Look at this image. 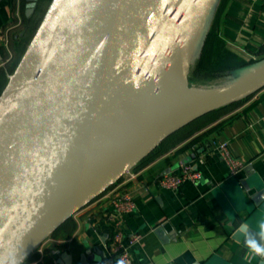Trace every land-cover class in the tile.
Returning <instances> with one entry per match:
<instances>
[{
	"label": "water",
	"instance_id": "water-1",
	"mask_svg": "<svg viewBox=\"0 0 264 264\" xmlns=\"http://www.w3.org/2000/svg\"><path fill=\"white\" fill-rule=\"evenodd\" d=\"M216 2L51 1L0 93V264H18L63 218L168 135L264 86V59L233 70L231 80L214 88L193 85L206 95L158 121L145 144L124 159L118 155L103 172L150 82L190 26L187 84L191 53L198 40L199 49L204 44ZM34 3L30 0L26 15ZM241 184L254 206L249 217L264 214V184ZM244 223L253 235L260 231L261 223ZM35 231L41 233L32 240ZM233 237L244 244L242 233L236 230ZM57 263L116 264L98 248L73 257L62 251Z\"/></svg>",
	"mask_w": 264,
	"mask_h": 264
},
{
	"label": "crops",
	"instance_id": "crops-1",
	"mask_svg": "<svg viewBox=\"0 0 264 264\" xmlns=\"http://www.w3.org/2000/svg\"><path fill=\"white\" fill-rule=\"evenodd\" d=\"M29 3L0 0V79L4 76L7 81L35 34L24 42L18 61L10 69V42L20 37L35 12L34 5L26 15ZM214 21L226 46L245 59L264 47V0H217L209 27ZM5 83L0 84V92ZM237 101L226 113L130 168L76 208L18 264H58L65 250L73 257L98 248L112 257L108 244L114 226L107 217L113 210L112 200L125 191L131 194L135 208L121 223L124 242L139 235L129 247L133 264H256L259 257L250 254L233 235L247 220L254 225L264 220L263 213L249 217L254 206L241 184H264V86ZM219 140L227 141L230 152L245 162L233 175L210 146ZM181 162L198 169L201 178L186 180L177 189L160 187L157 179L165 172L179 171Z\"/></svg>",
	"mask_w": 264,
	"mask_h": 264
},
{
	"label": "bare ground",
	"instance_id": "bare-ground-1",
	"mask_svg": "<svg viewBox=\"0 0 264 264\" xmlns=\"http://www.w3.org/2000/svg\"><path fill=\"white\" fill-rule=\"evenodd\" d=\"M189 27L184 30L176 48L169 54L160 72L150 82L140 108L127 129L122 131L114 152L105 161L103 172L112 169L120 160L117 159L118 155L124 159L145 144L155 132L158 121H164L171 112L179 111L206 95V91L188 87L185 82L188 47L192 42ZM40 233L41 231H35L32 240Z\"/></svg>",
	"mask_w": 264,
	"mask_h": 264
},
{
	"label": "trees",
	"instance_id": "trees-1",
	"mask_svg": "<svg viewBox=\"0 0 264 264\" xmlns=\"http://www.w3.org/2000/svg\"><path fill=\"white\" fill-rule=\"evenodd\" d=\"M48 1L49 0H35V12L29 17V20L25 24L20 37L15 38L12 42H10L11 48L13 50V55L9 60V62L11 61V64L9 65L10 69H12L18 61L22 50L24 49V42L28 41L30 35L33 33L40 14H42V12L44 11V8L46 7ZM215 21L210 26L200 56L190 67L188 78L190 83L200 81L202 77H215L216 75L220 74L221 71H224L232 66L228 61H235L236 59H239L238 57H236V55H234V53H232V51L228 50L225 44L226 40L221 34L218 24ZM257 51L264 53V47H261V49H257ZM234 57L236 58L235 60L233 59ZM5 81L6 77L2 76L0 79V84H4ZM238 102L239 101H235L215 108L212 111H209L193 119L189 123L185 124L181 128L168 135L152 151H150L144 158H142L131 168H136L144 161L157 155L163 150L170 148L196 129L212 122L222 114L226 113L228 110L235 107ZM119 178L117 180H119Z\"/></svg>",
	"mask_w": 264,
	"mask_h": 264
},
{
	"label": "built area",
	"instance_id": "built-area-1",
	"mask_svg": "<svg viewBox=\"0 0 264 264\" xmlns=\"http://www.w3.org/2000/svg\"><path fill=\"white\" fill-rule=\"evenodd\" d=\"M1 41V38H0ZM210 146L216 149L225 161L228 167V171L231 175L235 174L240 169L244 168L245 162L239 157L234 156L228 147V143L225 140L212 141ZM129 170L124 173H128ZM202 176L201 172L194 168L188 162H181L179 166V171L177 172H165L158 179L157 184L166 189H177L186 180L196 181ZM113 210L108 214V219L113 223L114 229L110 237V242L108 248L112 258L115 260H123L124 264H133L129 247L132 243L138 240L139 235H131L127 238V242H124V233L121 229V223L125 215L131 213L135 204L132 196L129 192L125 191L117 195L112 200ZM35 264H56L47 263L44 261H38Z\"/></svg>",
	"mask_w": 264,
	"mask_h": 264
},
{
	"label": "rangeland",
	"instance_id": "rangeland-1",
	"mask_svg": "<svg viewBox=\"0 0 264 264\" xmlns=\"http://www.w3.org/2000/svg\"><path fill=\"white\" fill-rule=\"evenodd\" d=\"M51 1L52 0H49L48 2H47V5H46V7L44 8V11L42 12V14H40V17H39V19H38V21H37V23H36V26H35V29H34V31H33V33H35L36 32V30H37V28H38V26L40 25V23H41V21H42V19H43V17H44V15H45V13H46V10H47V8H48V6L50 5V3H51ZM209 29H210V27H208V29H207V27H206V33H205V36H204V41H205V39H206V36H207V34H208V31H209ZM204 31H205V29H204ZM200 40H198V42L196 43V46H195V48H194V50H193V52L191 53V58H192V62H191V64L190 65H192V64H194L195 63V61H196V59H198V57L200 56V54H201V51H202V48H203V46L199 49V45H200ZM197 47H198V49H199V53H198V57L197 58H195L196 57V55H197V50L195 51V49H197ZM230 47V48H229ZM229 47H227L228 48V50H230V51H232V53H234V55H236V57H238L239 59H236L235 57L233 58L235 61H228L232 66L230 67V68H228V69H226V70H224V71H221L220 72V74H218V75H216L215 77H202V79L200 80V81H197V82H195V83H190L189 82V80H188V78H189V73H190V70L188 71V73H187V86L188 87H193V85L194 86H205V87H207V88H214V87H216V86H218V85H220V84H223V83H225L226 81H229V80H231V78L232 77H230L228 74L229 73H231L233 70H236V69H239V68H242V67H252V66H255L256 64H258L259 62H261L263 59H264V53H261V52H259V51H253L252 53H251V55L249 56V58H247V59H245L241 54H238L237 52H235L234 50H232L233 49V47H231V46H229ZM232 48V49H231ZM232 60V59H231ZM11 64V61L10 62H8V65H10ZM191 67V66H190ZM229 76V77H228ZM6 83L8 82V79H7V81H5ZM5 83V84H6ZM4 88V87H3ZM3 90V89H2ZM1 93V92H0ZM144 158V157H143ZM140 161V160H139ZM138 161V162H139ZM135 165V164H134ZM123 174H125V173H123ZM122 174V175H123Z\"/></svg>",
	"mask_w": 264,
	"mask_h": 264
},
{
	"label": "clouds",
	"instance_id": "clouds-1",
	"mask_svg": "<svg viewBox=\"0 0 264 264\" xmlns=\"http://www.w3.org/2000/svg\"><path fill=\"white\" fill-rule=\"evenodd\" d=\"M259 229L260 231L253 235L254 229L250 230L247 223H242L237 231L243 234V241L249 253L264 258V223L259 225ZM257 235L261 237L260 240L256 239ZM116 264H124V261L117 260Z\"/></svg>",
	"mask_w": 264,
	"mask_h": 264
}]
</instances>
